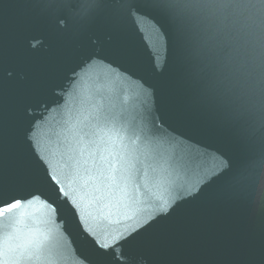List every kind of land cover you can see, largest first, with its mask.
Segmentation results:
<instances>
[{
	"label": "water",
	"instance_id": "water-1",
	"mask_svg": "<svg viewBox=\"0 0 264 264\" xmlns=\"http://www.w3.org/2000/svg\"><path fill=\"white\" fill-rule=\"evenodd\" d=\"M102 110L165 143L175 167L150 182L152 198L138 177L85 171L79 132ZM46 170L83 228L123 239L99 248L66 205L67 223L44 224L39 201L22 204L9 215L66 241L35 264H264V0H0L5 199L52 196ZM0 239L7 248L10 233Z\"/></svg>",
	"mask_w": 264,
	"mask_h": 264
},
{
	"label": "snow or ice",
	"instance_id": "snow-or-ice-1",
	"mask_svg": "<svg viewBox=\"0 0 264 264\" xmlns=\"http://www.w3.org/2000/svg\"><path fill=\"white\" fill-rule=\"evenodd\" d=\"M127 76V74H122ZM74 79H79L77 74ZM131 80V77H127ZM140 90L143 91L142 86ZM127 102V101H125ZM118 117L109 111H98L91 121L84 124L79 132V155L87 158L84 164L91 167L85 168L88 173L95 172L92 179H99L102 183L107 181L111 185H118L120 181L139 178L145 189L147 198H152L153 193L149 187L152 180L158 174L165 173L169 168L174 169V164L167 155L163 141L147 139V130L142 119L137 121L135 117L129 122L126 129H118ZM127 131L135 140H131L132 149L123 144L124 137L120 131ZM144 140L140 145L137 140ZM106 153V154H105ZM139 165V167H138ZM46 176L50 187L54 190L52 196H47L44 191L36 190L27 193V197L17 199L10 196L5 199V193L0 188V231L10 233V240L5 248L3 239H0V264H35L39 261H49L58 254L66 245V241L59 233H45L37 225H29L23 216H10L13 210H18L23 205H32L35 201L47 211V219L41 223H48L51 216L55 214L57 219L67 223L63 216L59 215L61 205H66L82 231L91 237L93 242L103 249H114L116 244L123 237H114L113 243H101L96 239L95 234L87 228H83V218L76 199L69 196V193L60 186V182L50 171L46 170ZM137 185V189L141 186Z\"/></svg>",
	"mask_w": 264,
	"mask_h": 264
}]
</instances>
